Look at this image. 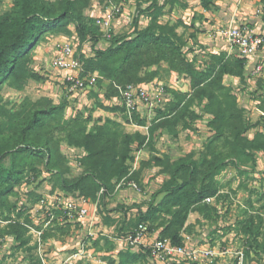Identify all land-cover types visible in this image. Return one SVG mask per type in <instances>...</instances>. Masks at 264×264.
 <instances>
[{"label":"rangeland","instance_id":"rangeland-1","mask_svg":"<svg viewBox=\"0 0 264 264\" xmlns=\"http://www.w3.org/2000/svg\"><path fill=\"white\" fill-rule=\"evenodd\" d=\"M50 1L58 5L60 0ZM76 1L86 21L92 19L96 25L103 24L115 8L119 10L109 27L100 28L99 43H81L73 23L60 32L48 33L28 55L18 77L0 89V166L20 178L12 192L0 201V264H42L32 235L19 241L14 234H7L11 222H25L26 215L20 210L31 205L27 200L35 202L55 194L75 196L81 189L93 191V181L81 183L87 171L83 163L87 153L69 145L67 140L78 123L87 124V133L95 125H108L120 134L121 141L126 134L146 138L141 149L138 150L137 142L132 145L130 167L137 180L116 185L112 196L106 199L108 209L100 212L96 229L108 233L112 240L87 242L93 264H153L144 258L135 261L129 255L131 250L114 239L134 227L152 198L156 204L162 200L160 191L171 182L174 165L202 161L198 181L210 172L219 194L211 202L190 209L181 230V236L187 237L200 256L191 262L177 259L170 264H264V153L252 152L254 163L234 145L236 123L249 128L246 138L253 140L257 134L264 135V75L256 76L250 67L253 64H247L244 83L225 76L222 87L212 88L218 97L212 106L191 88L190 77L171 68L169 58L155 65L149 62L139 69L132 84L147 88L159 101L143 108L133 123L120 101L111 97L107 82L101 80L96 88L75 96L67 90L65 74L50 66L65 44L73 45L75 60L84 64L97 50L107 49L114 37L134 38L137 27L171 37L169 31L174 30L179 37V41H174L188 63L196 72H205L214 56L236 58L218 32L231 20L230 23L234 21L235 25L264 36V0H213V12L204 11L199 0H159L158 8L152 11L146 10L150 4L143 0ZM14 3L15 0H0V17L11 12ZM63 103L66 108L62 115L48 119L44 129L28 137L41 145L38 150L43 156L17 152L22 145L20 135L34 110ZM219 106L231 118L221 130L214 119ZM46 144L51 148L50 154ZM130 181H135L139 189H133ZM77 183L81 189L65 187ZM19 212L23 217L19 218ZM171 219V215L158 214L150 222L165 226ZM47 232V254L53 256L50 264L70 258L85 236L79 229L50 228ZM158 232L157 229L154 233ZM203 250H212L215 255L201 256Z\"/></svg>","mask_w":264,"mask_h":264},{"label":"trees","instance_id":"trees-1","mask_svg":"<svg viewBox=\"0 0 264 264\" xmlns=\"http://www.w3.org/2000/svg\"><path fill=\"white\" fill-rule=\"evenodd\" d=\"M199 1L204 11L213 12L216 10L213 0ZM143 3L150 4L146 10L152 11L158 8L159 0H143ZM137 21L135 19L134 23L137 24ZM71 23L75 25L81 43L88 40L94 45L99 43L100 27L92 19L89 22L86 21L76 0H60L58 5L50 0H15L12 11L0 17V89L11 78L18 77L26 58L36 49L46 34L60 32ZM169 33L172 37L159 35L149 28L138 30L136 27L132 39L114 37L107 49L97 50L93 58L84 62L83 76L98 73L101 80L108 83L111 97L116 98L119 94L114 89V84L122 86L132 84L138 77L139 69L144 65L149 62L155 65L169 58L171 68L190 77L191 88L206 97L212 106H215L218 101L212 88L222 87L225 76L238 78L243 83L246 81L247 59L236 57L233 60H225L226 54L214 56V62L209 64L208 70L196 72L186 60L182 48L177 46L174 41V39L179 41L178 35L172 29ZM65 108L64 103L50 108H36L32 118L23 128L20 135L22 145L17 152L32 157H42L43 152L38 150L41 145L28 137L44 129L48 119H54L58 114L62 115ZM216 111L214 115L216 127L221 130L229 125L231 118L222 106H219ZM88 121H91V117ZM248 131L249 128L244 127L241 122L236 123L234 125V145L252 158L255 163L251 153H264V135L257 134L251 140L244 136ZM145 139L140 134H126L121 141L120 134L108 125H95L93 130L87 133V124H76V131L69 132L67 140L69 145L83 149L87 153V157L83 161L87 171L81 183L91 180L94 188L93 191L83 190L78 183L76 186L65 184V187L74 190L81 189L82 191L73 195L88 198L93 202H96L100 197V206L104 208L100 212L106 211L108 209L106 199L112 196L116 185L124 179L137 180V174L132 173L130 167V163L133 161L132 145L137 142L139 150L145 144ZM6 145L4 143L3 147L6 148ZM44 147H47L50 154L51 148L47 144ZM203 163V161L201 163L190 162L189 164L180 162L174 165L175 170L171 182L160 191V194L163 195L162 200L156 204V199L152 198L149 207L146 211L141 210L139 221L130 231L144 223L149 226L150 232H156L158 229L161 239H169L174 245L183 246L184 239L181 236V230H183L187 212L192 208L206 204L208 199L217 198L219 194V187L210 172L204 174L200 182L198 181L199 169ZM19 181L20 178L14 171L9 172L0 166V201H3L12 192L14 184ZM35 181L33 180V182ZM102 189L105 191L100 195ZM36 201L29 200L28 203L34 205L33 203H37L39 200ZM24 208L20 211L26 215L23 211ZM23 214L19 212V218L23 217ZM158 214L171 215L172 219L168 225L153 226L150 220ZM30 223L31 220L27 215L25 222H21V219L11 222L7 226V234H14L19 241H24L29 234L25 225ZM129 232H122L117 237L125 236ZM47 236L48 232L45 238ZM129 253L135 261L140 258L149 261V253L146 250H131Z\"/></svg>","mask_w":264,"mask_h":264},{"label":"built area","instance_id":"built-area-1","mask_svg":"<svg viewBox=\"0 0 264 264\" xmlns=\"http://www.w3.org/2000/svg\"><path fill=\"white\" fill-rule=\"evenodd\" d=\"M119 10L115 8L112 14L104 21L103 24L97 26L109 27L112 23L113 16ZM219 36L226 43L227 48L238 58L250 60L258 58L264 50V36L248 31L242 26L228 25L218 29ZM75 49L72 44H65L62 50L58 52L50 62L51 68L65 74L67 82V90L72 95H79L97 87L101 76L98 73L87 74L83 76V64L75 60ZM254 74L258 77L264 75V60L257 62L254 68ZM114 89L119 96L115 99L119 100L130 122L133 123L135 116L145 107L154 105L157 101V96L151 93L147 88L129 84L122 86L114 84ZM127 179L122 180L119 185L124 184ZM130 186L138 190L139 186L135 181H130ZM101 190L100 195L104 193ZM99 195V196H100ZM213 199H208L211 202ZM28 204V201H26ZM100 197L96 202L92 200L72 195H48L41 197L34 205H26L23 211L30 218V224H24L29 230V234L33 236L35 249L42 264H50L52 255L47 254L46 232L48 229L56 230H76L79 229L85 232L84 239L81 241L74 254L58 264H93L92 252L87 246V242L95 241L99 238L112 237L108 233L97 230L100 220V210L104 208L100 206ZM31 208L29 209V207ZM0 223H2L0 221ZM70 226V229L68 227ZM159 233V232H158ZM184 245H174L169 239H161L159 234L150 232L147 224H139L137 228L130 231L127 235L117 237L115 241L121 242L132 251L140 249L146 250L149 253V261L153 264H170L177 259L182 261H194L200 256L196 248L188 241L187 237L182 236ZM113 240V241H114ZM206 258H213L215 253L212 250H203Z\"/></svg>","mask_w":264,"mask_h":264},{"label":"crops","instance_id":"crops-1","mask_svg":"<svg viewBox=\"0 0 264 264\" xmlns=\"http://www.w3.org/2000/svg\"><path fill=\"white\" fill-rule=\"evenodd\" d=\"M230 22H232V20L230 21ZM229 22V24L228 25H230V24H232V25H235L234 24V21H233V23H230ZM259 34H261V33H259ZM263 35V34H262ZM219 38H221L220 36H219ZM221 40V39H220ZM223 41V40H222ZM224 42V41H223ZM264 60V50L260 53V55H259V57L258 58H252V59H250V60H248V67L251 65V64H253V66H250V67H253V68H255V66L257 65V62L259 61V62H262Z\"/></svg>","mask_w":264,"mask_h":264}]
</instances>
